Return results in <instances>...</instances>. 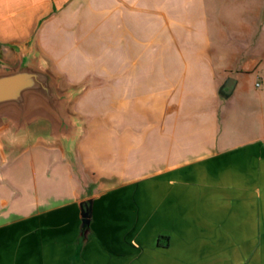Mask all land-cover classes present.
<instances>
[{
    "label": "crops",
    "instance_id": "crops-1",
    "mask_svg": "<svg viewBox=\"0 0 264 264\" xmlns=\"http://www.w3.org/2000/svg\"><path fill=\"white\" fill-rule=\"evenodd\" d=\"M210 39L206 0H0V62L40 58L73 93L78 126L73 142L44 139L41 121L21 134L56 150L77 186L14 219L0 199V264H103L147 232L187 247L190 230L212 261L264 264V91L236 77L224 96ZM235 93L234 116L221 106ZM90 198L84 241L78 204Z\"/></svg>",
    "mask_w": 264,
    "mask_h": 264
},
{
    "label": "rangeland",
    "instance_id": "rangeland-1",
    "mask_svg": "<svg viewBox=\"0 0 264 264\" xmlns=\"http://www.w3.org/2000/svg\"><path fill=\"white\" fill-rule=\"evenodd\" d=\"M206 8L212 61L218 70L217 77L220 80L227 77L224 82L229 78L234 81L236 77L245 79L256 92H263L264 0H206ZM251 58L257 63L251 70H246L248 59ZM227 98L229 103L227 107H223L222 103V111L229 110L234 116L235 112L238 115L240 102L237 94ZM227 98L222 101L226 103ZM11 141H2L5 152L12 148L15 154L9 161L11 163L6 165L8 167L0 168V199L5 198L11 202L12 219L34 213L37 211L34 203L37 200L52 202V195L59 198L55 202L72 201L71 192L77 185L73 179H69L66 169L60 167L58 162L62 161L56 150L36 145L40 140L35 136L17 135ZM26 205L31 206L25 209ZM187 234V247H181L180 240L176 238L169 241V247H157L154 235L148 232L145 238L127 239L123 253L116 257L118 261L103 264H224V260L212 261V248L196 245L195 230ZM165 244L163 238L158 239L157 245ZM181 248L185 252L182 260L174 257ZM92 264L101 263L94 261Z\"/></svg>",
    "mask_w": 264,
    "mask_h": 264
},
{
    "label": "water",
    "instance_id": "water-1",
    "mask_svg": "<svg viewBox=\"0 0 264 264\" xmlns=\"http://www.w3.org/2000/svg\"><path fill=\"white\" fill-rule=\"evenodd\" d=\"M234 82L231 78L225 82L224 96L232 92ZM72 96L71 91L60 90L58 80L40 58L21 50L15 64L0 62V132L9 127L14 138L41 121L48 125L44 139L73 142L78 126L69 111ZM93 204L94 198L78 204L79 235L84 241L91 232Z\"/></svg>",
    "mask_w": 264,
    "mask_h": 264
},
{
    "label": "built area",
    "instance_id": "built-area-1",
    "mask_svg": "<svg viewBox=\"0 0 264 264\" xmlns=\"http://www.w3.org/2000/svg\"><path fill=\"white\" fill-rule=\"evenodd\" d=\"M258 85V84H257Z\"/></svg>",
    "mask_w": 264,
    "mask_h": 264
}]
</instances>
